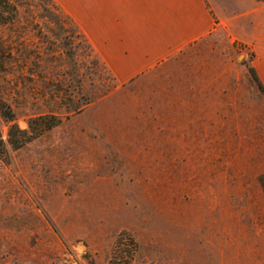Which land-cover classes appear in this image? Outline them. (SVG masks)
I'll list each match as a JSON object with an SVG mask.
<instances>
[{
    "label": "rangeland",
    "instance_id": "obj_1",
    "mask_svg": "<svg viewBox=\"0 0 264 264\" xmlns=\"http://www.w3.org/2000/svg\"><path fill=\"white\" fill-rule=\"evenodd\" d=\"M101 2L0 0V100L20 131L36 115L61 119L14 149L0 116V264H264L263 138L247 144L224 122L222 139L208 123L190 141L175 116L160 137V105L211 80L177 74L168 92L165 75L147 74L120 86L78 26ZM202 53L191 66L210 61ZM238 56L242 85L223 86L224 104L264 97L254 57ZM79 100L89 105L66 113Z\"/></svg>",
    "mask_w": 264,
    "mask_h": 264
},
{
    "label": "crops",
    "instance_id": "obj_2",
    "mask_svg": "<svg viewBox=\"0 0 264 264\" xmlns=\"http://www.w3.org/2000/svg\"><path fill=\"white\" fill-rule=\"evenodd\" d=\"M219 11L225 16H220ZM79 25L97 57L122 87L138 83L147 74L157 75L162 80L165 75L166 81L158 82L157 87L169 92L174 89L170 76L182 73L184 81L191 74L208 75L206 79L211 81L207 83L185 82L182 100L170 102L168 98L165 105H160L158 112L163 115L158 121L162 130L160 137L166 132L170 138V123H174L175 116L189 124L190 141L207 133L204 129L208 123H216L215 131L219 132L215 138L222 139L223 123L231 122L234 124L232 137H247V144L253 138L256 147L263 138L260 142L264 145L260 127L264 123V97L257 96L252 102L249 98L237 97L229 104H224L220 97L224 85L236 91L242 85L238 77L241 68L237 63L240 52H250L254 57L252 69L264 88L263 1L102 0L100 4L93 3L87 25L78 22ZM222 33L230 36L231 48L226 51L217 50ZM201 53L210 61L204 67L191 66V58H201ZM170 106L180 107L177 116ZM249 123L253 124L251 131L246 125ZM242 131L245 135L239 134ZM262 151L264 154V149ZM259 172L254 171V182ZM262 197L264 202L263 193Z\"/></svg>",
    "mask_w": 264,
    "mask_h": 264
},
{
    "label": "trees",
    "instance_id": "obj_3",
    "mask_svg": "<svg viewBox=\"0 0 264 264\" xmlns=\"http://www.w3.org/2000/svg\"><path fill=\"white\" fill-rule=\"evenodd\" d=\"M263 1L264 0H256ZM89 44V43H88ZM250 74L253 76L254 81L258 84L260 91L264 93V88L260 84L256 73L253 69L250 70ZM114 79V78H113ZM89 105V102L86 101H78L77 104H72L68 108V112L72 113L81 110L82 107ZM0 116L2 120L9 125V140L8 144L10 147L17 149L24 145L29 140L33 139L35 136H38L47 130H50L54 126L58 125L61 121L59 117L56 116H48V115H36V117L30 118L28 120V129L25 131H20L14 122L16 121V115L13 112V109L4 101L0 100ZM1 139V136H0ZM4 148V143L0 140V148ZM5 150L0 149V161H7L6 153L3 154ZM262 179V187L264 189V177Z\"/></svg>",
    "mask_w": 264,
    "mask_h": 264
}]
</instances>
